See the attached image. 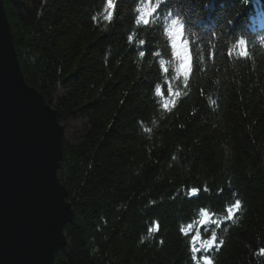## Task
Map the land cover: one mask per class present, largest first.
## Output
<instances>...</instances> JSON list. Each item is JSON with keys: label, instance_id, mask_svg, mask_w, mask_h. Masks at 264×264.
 I'll return each mask as SVG.
<instances>
[{"label": "trees", "instance_id": "trees-1", "mask_svg": "<svg viewBox=\"0 0 264 264\" xmlns=\"http://www.w3.org/2000/svg\"><path fill=\"white\" fill-rule=\"evenodd\" d=\"M4 9L64 126L73 217L54 264H264V0Z\"/></svg>", "mask_w": 264, "mask_h": 264}, {"label": "water", "instance_id": "water-1", "mask_svg": "<svg viewBox=\"0 0 264 264\" xmlns=\"http://www.w3.org/2000/svg\"><path fill=\"white\" fill-rule=\"evenodd\" d=\"M63 139L56 111L23 76L0 0V264H54L66 244Z\"/></svg>", "mask_w": 264, "mask_h": 264}, {"label": "snow or ice", "instance_id": "snow-or-ice-1", "mask_svg": "<svg viewBox=\"0 0 264 264\" xmlns=\"http://www.w3.org/2000/svg\"><path fill=\"white\" fill-rule=\"evenodd\" d=\"M108 3H109V6H112V0H108ZM152 11L154 12L155 10H152ZM144 23L147 24V23H148V20H144ZM244 43H245V42H244L243 39H240V40L238 41V44H244ZM173 47H175V43H173ZM141 55H143V53H141ZM181 70L184 71L185 74H187L188 72L191 71L190 67H189L187 64H184V63L181 64ZM165 71H166V69H165ZM159 91H160V89H159V87H157V93H159ZM170 91H171V90H170ZM190 194H193V195L198 194V190H197V189H191ZM235 206H236L237 208L240 206V201H239V200H237V201L235 202ZM229 214L231 215V209H229ZM201 223H204V221H201ZM198 238H199V233H197L196 236H193V237H192V240H193V241H196ZM214 239H215V234H213V240H214ZM207 247H211V245H210V244L207 245V246H206V249H207ZM197 251H198V249L193 248V253H196ZM193 258L195 259V255H194ZM203 260H204V264H212V261L210 260V258H209L207 255H205V256L203 257Z\"/></svg>", "mask_w": 264, "mask_h": 264}]
</instances>
